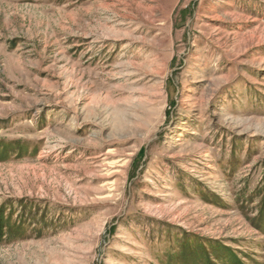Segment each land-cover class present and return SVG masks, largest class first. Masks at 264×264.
<instances>
[{
  "label": "rangeland",
  "instance_id": "1",
  "mask_svg": "<svg viewBox=\"0 0 264 264\" xmlns=\"http://www.w3.org/2000/svg\"><path fill=\"white\" fill-rule=\"evenodd\" d=\"M0 264H264V0H0Z\"/></svg>",
  "mask_w": 264,
  "mask_h": 264
},
{
  "label": "trees",
  "instance_id": "2",
  "mask_svg": "<svg viewBox=\"0 0 264 264\" xmlns=\"http://www.w3.org/2000/svg\"><path fill=\"white\" fill-rule=\"evenodd\" d=\"M5 227L6 226L3 223V218H2V216L0 214V242L2 241L3 237L5 236V234H4V228Z\"/></svg>",
  "mask_w": 264,
  "mask_h": 264
}]
</instances>
